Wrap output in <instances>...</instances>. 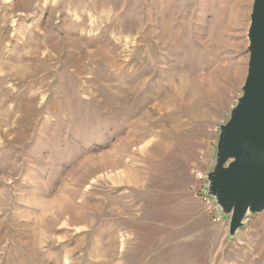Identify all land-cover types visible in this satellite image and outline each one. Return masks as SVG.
Segmentation results:
<instances>
[{"label": "rangeland", "instance_id": "374dc122", "mask_svg": "<svg viewBox=\"0 0 264 264\" xmlns=\"http://www.w3.org/2000/svg\"><path fill=\"white\" fill-rule=\"evenodd\" d=\"M253 3L0 0V264H264L206 182Z\"/></svg>", "mask_w": 264, "mask_h": 264}, {"label": "water", "instance_id": "95a60500", "mask_svg": "<svg viewBox=\"0 0 264 264\" xmlns=\"http://www.w3.org/2000/svg\"><path fill=\"white\" fill-rule=\"evenodd\" d=\"M248 73L229 120L220 125L206 176L207 196L229 217L234 236L249 215L264 212V0H254Z\"/></svg>", "mask_w": 264, "mask_h": 264}, {"label": "built area", "instance_id": "2783aa9c", "mask_svg": "<svg viewBox=\"0 0 264 264\" xmlns=\"http://www.w3.org/2000/svg\"><path fill=\"white\" fill-rule=\"evenodd\" d=\"M213 135H217L219 132V125L216 126L214 129L211 130ZM213 151L214 149H209V148H204L200 150L199 152V159H198V164H200L203 168L199 169L198 167H195L193 169V175L195 176V179L204 184L205 180V173L206 171L210 168L211 163H212V158H213ZM202 190H205V186L202 188ZM207 199V198H206ZM206 203L208 204L209 208L212 209V206L210 205V199L206 200ZM217 222L220 220L219 218H216Z\"/></svg>", "mask_w": 264, "mask_h": 264}, {"label": "bare ground", "instance_id": "6f19581e", "mask_svg": "<svg viewBox=\"0 0 264 264\" xmlns=\"http://www.w3.org/2000/svg\"><path fill=\"white\" fill-rule=\"evenodd\" d=\"M206 176V175H205Z\"/></svg>", "mask_w": 264, "mask_h": 264}]
</instances>
